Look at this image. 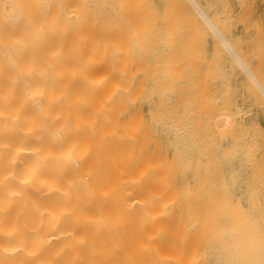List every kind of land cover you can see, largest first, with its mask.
I'll return each mask as SVG.
<instances>
[{
	"label": "bare ground",
	"instance_id": "bare-ground-1",
	"mask_svg": "<svg viewBox=\"0 0 264 264\" xmlns=\"http://www.w3.org/2000/svg\"><path fill=\"white\" fill-rule=\"evenodd\" d=\"M199 2L0 0V264H229L242 251L264 264V166L254 165L253 154L264 130L256 116L225 96L219 108L209 102L198 140L182 138L178 129L193 110L184 107L177 115L174 73L185 63L197 69L204 56L197 65L192 57L193 63L184 58L174 67L171 36L177 30H169L179 27L175 15L194 19L184 14L196 13L251 81L247 91L264 94V73L256 78L257 67H247L241 46L239 54L222 35L230 25L219 30L215 14ZM221 45L213 56L223 53ZM220 68L209 74L222 77ZM201 72L204 79L207 71ZM219 79L222 93L235 91Z\"/></svg>",
	"mask_w": 264,
	"mask_h": 264
},
{
	"label": "rangeland",
	"instance_id": "rangeland-1",
	"mask_svg": "<svg viewBox=\"0 0 264 264\" xmlns=\"http://www.w3.org/2000/svg\"><path fill=\"white\" fill-rule=\"evenodd\" d=\"M202 6L204 5V10L208 13H214L215 14V16H213L212 14H209V15H211V16H213L214 18H213V21L215 20L216 21V18H217V20H219V21H214V23H216V25L218 26V23L220 22V24H219V26L223 23V19H225L226 20V22L224 21V23H225V25H221L220 27L218 26V28H219V30H220V28L222 27V26H224V27H226V28H228L227 26L228 25H230L229 26V28H228V31H227V33H221L224 37H226L228 40L229 39H231V40H229L230 41V43H232V45H234L235 44V46L237 45L238 47L236 48V49H238V50H236L235 49V46H233L234 47V49H235V51L238 53L239 52V54L241 53V51H242V54H243V51H246L245 53V55H247V57L249 56L250 58L251 57H255V55H257L256 53L257 52H260V51H262V50H264V0H197ZM202 1V2H201ZM204 1V2H203ZM224 1V2H223ZM220 13L222 14V13H224V14H222V15H220ZM190 14H191V17H194V19H190V18H188V17H186V19H184L185 18V16H183V18H182V16L180 17L179 15H175V17H174V15H172L173 17H174V19L177 21V24H181V19H183L182 20V24L180 25H178L179 27H172V29H170L169 30V32L171 31V34H173V33H175V31L177 30V33H175V34H173V36H171V41H173V45H174V43H175V38H176V43H175V46H173L172 45V47L174 48V50L172 51L171 50V52H173V56H174V54H175V56L173 57L175 60V64H174V67H175V65H177V66H179L178 64L181 62V60L183 61V59L186 61V58H187V61L189 62V63H195L196 61H195V59L197 60V58H202L203 56H204V58L202 59L203 61L202 62H200L201 63V65L199 64V66H197V69H196V67H194L193 65L194 64H188L187 65V63H185V66H183V67H179V68H182L183 70L182 71H180V74H179V76H178V73L177 72H179V71H175V73H174V75H176V81H177V84H176V92H177V104H176V112H177V115H179V113H180V115H181V117H182V111H183V108L184 107H188V109L187 110H189V108H190V110L192 111L193 110V112H188V111H186V113H185V111H183L184 113H185V115H184V117L186 118V115H187V118L188 117H190V119L188 118V120H184L183 118H182V122L184 121L185 123H187V125H189V126H186L185 124H184V122H183V124H181V120H180V124H181V126L179 125V128L178 129H180V131H181V128H182V131L184 132V129H187L185 132L186 133H184L185 135H187V136H185L184 134H183V132L181 131V133H180V131L178 132V133H180V135L182 136V138H184V137H189L190 138V141H192V137L195 139V141L196 140H198L199 139V137H200V134H202V131L204 130V128L207 126V124L205 125V122L207 121H204L205 119H207L208 118V116L210 117V115H206L207 113L205 112L207 109H209L210 107H213V105L215 104V108L217 107V108H219L221 105H222V103H223V100L225 99V96H226V99L228 98L227 96H231V102L230 103H233V107H235L236 105V107H245V106H247V107H250V109H251V112H250V115L251 116H256L255 118H256V120L258 121V123L261 125V127H262V130H264V112H262V111H264V106H262L261 107V110H260V105L259 104H262V105H264V103H262V102H264V101H262V100H264V99H262V98H264V97H262L261 99L262 100H260V96H259V94L258 93H260V95H261V92L257 89V87H255V85H253L254 86V88H255V91L257 90V91H259V92H256L257 93V96H258V98L259 99H257V98H254L253 97V94L255 95L256 93L254 92V90L252 89V88H249V91H251V90H253V94L251 93V92H249V91H247V89H248V87H252V83H251V81H249V79H247V77H245V75L242 73V71H240V69L238 68V66H236L235 64H234V61L232 60V57L229 55V53L228 52H225L224 51V48L222 47V45L220 44V42H218L217 41V38H212V36H214V34L212 33V32H209V29H208V31H207V33H206V31L205 30H207V26L206 25H204V24H202L203 22H202V20L201 19H199L198 20V16H197V14L196 13H192V12H190V13H185L184 15H188L189 17H190ZM194 14H196L195 16H193ZM163 15V20L165 19V17H168V15H165L164 16V14H161V15H159V18L161 17ZM183 15V14H182ZM219 15L221 16V17H219ZM227 15V16H226ZM171 16V17H172ZM210 16V17H211ZM224 16H225V18H224ZM229 16V17H228ZM178 19H177V18ZM227 17V18H226ZM132 19H134V18H132ZM132 19L130 18V20L132 21ZM162 19V18H161ZM161 19H159L160 21H162ZM180 19V20H179ZM229 21H228V20ZM186 20V21H185ZM189 20H190V23L192 24L193 22H194V27L193 26H190V23H188L189 22ZM196 20V21H195ZM130 21V22H131ZM179 21V22H178ZM184 21V22H183ZM201 22V23H200ZM229 24H228V23ZM186 23V24H185ZM196 24V25H195ZM183 25V26H182ZM227 25V26H226ZM202 26H203V28H202ZM130 27H132V26H130ZM196 27H197V29L199 30H197L196 29ZM183 28H185V30L183 29ZM223 28V27H222ZM224 29L223 28V30H221V31H226L227 29ZM131 29V28H130ZM174 29V30H173ZM181 30L179 33L180 34H183V32H184V36H182V35H180L179 34V36H178V31L179 30ZM194 29H196L195 31L197 32V34H195V31H194ZM203 29V30H202ZM134 30V29H133ZM173 30V31H172ZM184 30V31H183ZM132 30H130L129 31V33L131 34V33H133L132 35H135V34H137V31L135 30V32L133 31V32H131ZM203 31V32H202ZM205 31V32H204ZM192 32H193V34H192ZM209 32V33H208ZM166 33H168V31L166 32ZM190 33V34H189ZM198 33H203V34H201V36L198 34ZM213 35H212V34ZM231 33V34H230ZM189 36H188V35ZM195 34V35H194ZM204 34H206V36L204 35ZM228 34V36H226ZM230 34V35H229ZM210 35V36H209ZM137 36V35H136ZM185 36H187V38L186 39H184V40H186V41H184L183 40V38L185 37ZM196 36V37H195ZM234 37V40L232 41V39L233 38H230V37ZM182 37V38H181ZM190 37V39H188ZM192 37H194L195 39V42L192 40L193 38ZM201 37H203V39L201 38ZM216 37V36H215ZM229 37V38H228ZM237 37V38H236ZM239 37V38H238ZM179 38V39H178ZM196 38H197V40H196ZM207 38V39H206ZM201 39L204 41V45H202L203 44V41H201ZM212 39V40H211ZM260 39V40H259ZM183 40V41H182ZM249 40H252V41H255V43L253 42V43H251L250 44V41ZM257 40H259L261 43H259V47H258V43H256L257 42ZM170 41V42H171ZM180 41H182V42H180ZM189 41V42H188ZM190 41H192L191 43H190ZM200 41L202 42V44L200 43ZM214 41H215V43H217V44H215L214 43ZM246 41L248 42V44L249 45H243V43H246ZM251 41V42H252ZM185 42H186V44H185ZM199 42V43H198ZM211 42H213V43H211ZM234 42H237V43H234ZM242 42V43H241ZM164 42L162 41V46L164 45V44H166V43H164ZM180 43V44H179ZM182 43H184L185 45V47L186 48H184L183 46H180V45H183ZM190 43V46L189 45H187V44H189ZM191 44H194L195 45V47L197 48H195V50H198V51H196V53L198 52L199 54H200V50H203V51H201V53H203L204 55H202V54H200V55H202L201 57L200 56H195V55H197L196 53H193V52H195V51H192L193 50V45L191 46ZM199 44V45H198ZM213 44H215L216 46L218 45V47H219V45H221L220 46V48H219V51H220V49H221V51L223 52H221L222 54L221 55H219V56H213L212 54H220V53H218V51L217 52H215V50H216V46H215V50H213V47H214V45ZM239 44V45H238ZM247 44V43H246ZM254 44H256V46L254 45ZM200 45L202 46V47H200ZM251 45H252V48H253V50H254V47H256L255 48V50H254V52H253V50H252V48H251V50L249 49V47L248 46H250L251 47ZM165 47H163L164 49H167V50H169L168 48H166L167 46L166 45H164ZM177 46H179V47H183L184 49H178L179 47H177ZM239 46H241L240 48H241V51H240V48H239ZM254 46V47H253ZM177 47V48H176ZM199 47L201 48V49H199ZM244 47H246L245 49L246 50H244ZM175 48L177 49V50H175ZM192 48V49H191ZM191 49V50H190ZM257 49V50H256ZM181 50V51H180ZM207 50V51H206ZM218 50V49H217ZM226 50V49H225ZM174 51H175V53H174ZM177 51H178V53L179 52H183L182 53V56H180V53L178 54L177 53ZM190 51L192 52L191 54H194V56L193 55H189L190 54ZM227 51V50H226ZM248 51H249V54H248ZM215 52V53H214ZM225 52V53H224ZM250 52H251V54H250ZM256 52V53H255ZM187 53H188V55H187ZM228 53V54H227ZM255 53V55H253ZM262 55H264V51H262V52H260ZM198 54V55H199ZM238 54V55H239ZM242 54H240V56H242V60L245 62V64L246 65H248L247 67L250 69V68H256L257 70H260L259 72L257 71V70H254V68H253V70H254V75L255 76H258V77H256V78H259V76L260 75H262V73H264V69H262V68H264V67H262V66H264V65H262V64H264V60H262V59H264V56H262V55H260L259 57H258V55L256 56V57H258L259 59H261V61L258 59H256V57L255 58H252L251 60H250V58L248 57V60H249V62H248V60H246L247 59V57L245 56L244 58H243V55ZM179 56V57H181V58H179L178 57V60H177V56ZM222 55H224L223 56V58H222ZM189 56H191V61L190 60H188V58L190 59V57ZM262 56V57H261ZM192 57H195V58H193L194 59V61L192 60ZM213 57H219L218 58V61H214V62H212V60L214 59ZM224 57H226L225 59H224ZM228 57H229V59H228ZM213 58V59H212ZM216 58V59H217ZM221 58L223 59V60H221ZM241 58V57H240ZM209 59H210V61H209ZM230 61L231 63H232V65H233V68H232V65H230L229 64V62H224V61ZM186 61V62H187ZM193 61V62H192ZM204 61H209V62H204ZM221 61H223V63L225 64V65H227V63H228V65L230 66V68H231V70H233L232 72L234 73L237 69H239V70H237L236 71V73H234L233 74V78H232V76H229L228 75V73L229 74H232V72L230 73V72H228L227 71V68L229 67V66H226L225 68H224V64L221 62ZM248 63H247V62ZM258 61H260V63L261 64H257V63H259ZM252 62V63H251ZM178 63V64H177ZM182 63V62H181ZM198 63V62H197ZM214 65H216V64H218L219 63V65H220V63H221V65H222V67L221 66H218V68H220L221 69V72H223L224 74H222V73H220L221 75H222V77L221 76H219V74L217 75V72L216 71H218L219 69L218 68H215L216 69V75H215V77H214V75L213 74H209V73H211V70H212V72H214L213 70H215V69H213L214 67H217V66H214ZM216 63V64H215ZM236 63V62H235ZM196 64V63H195ZM205 64V65H204ZM206 64H209V67H207L208 65H206ZM211 64V65H210ZM256 64H257V66H256ZM197 65V64H196ZM235 65V66H234ZM176 66V67H177ZM189 66V67H188ZM204 66H206V67H204ZM213 66V67H212ZM192 67L193 68H195V71L193 72V70H192ZM179 68H176L177 70L179 69ZM191 70H190V69ZM206 68H208V70L205 69ZM175 69V68H174ZM222 69H224L223 71H222ZM262 69V70H261ZM203 70V71H202ZM207 71V72H205V71ZM210 70V72H208ZM203 72V74L202 75H205L206 74V76H205V78L204 79H202L203 78V76H201L200 75V72ZM220 71V70H219ZM218 71V72H219ZM256 71L258 72V74H256ZM185 72H188V73H190L191 72V76H190V74H188L187 75V73L185 74ZM201 72V73H202ZM204 72H205V74H204ZM228 72V73H227ZM240 72V73H239ZM208 73V74H207ZM237 73H239V74H237ZM200 75L201 77H196L195 75ZM235 74L236 75H238V76H235ZM208 75V76H207ZM210 75H212L214 78H216V80L214 79V78H209V76ZM228 75V76H227ZM239 75H240V77H241V82L243 81L244 83H245V81H246V86H247V88L245 87L244 88V86H245V84L242 82V85L240 84L241 82H239L240 81V77H239ZM243 75V76H242ZM184 76H189V77H187V79L184 77ZM194 76L198 79V80H196L195 78H194ZM218 76V77H217ZM223 76H227V77H223ZM183 77V78H182ZM191 77V78H190ZM219 77L221 78V81H219L220 83L222 82V83H224V80H222V79H224V78H226L225 80H227L228 79V82L230 83L229 85H230V88H229V91H230V89L232 88V90L233 89H235V91L236 92H238V94H240V92H244V94H243V92H242V94H240V95H242L241 97L242 98H244V99H248V101L247 100H240V99H242V98H240V95L239 96H236V92L235 91H233V92H231V94L233 95V97H234V100L235 101H232L233 100V97H232V95L230 94V95H227V93H228V91H225V93H222L221 92V90H224L223 88L222 89H220L221 87L219 86L220 84L219 83H215L216 81L218 82V80H220L219 79ZM229 77H230V79H229ZM236 77V78H235ZM184 78H185V80H184ZM234 78H235V80H234ZM238 78H239V81H238ZM183 79V80H182ZM195 79V80H194ZM206 79V80H205ZM210 79V80H209ZM211 79H213V81L211 80ZM218 79V80H217ZM232 79V80H231ZM260 79V81H261V83H260V81H258L262 86H264V84H262V83H264V81H262V80H264V76H262V77H260L259 78ZM187 80V81H186ZM191 80H192V82H191ZM202 80H204L203 82H202V84L200 85L199 83H201L200 81H202ZM210 82H209V81ZM180 81V82H179ZM194 81V82H193ZM230 81H232V82H230ZM233 81H235V82H237V83H235V82H233ZM188 82H190V84H188ZM206 82V83H205ZM247 82L248 83H251V85H249V84H247ZM186 83L188 84V85H186ZM192 83H194L193 85H191ZM215 83V84H214ZM221 83V86L222 87H225V86H228L227 85V82H225L226 83V85L225 84H222ZM232 83V84H231ZM239 83V84H238ZM182 84V85H181ZM206 85V86H203V85ZM207 84H209V85H207ZM219 84V85H218ZM179 85H181L182 87L180 88L179 87ZM184 85V86H183ZM185 85H186V87H185ZM190 85V86H189ZM203 86V88H204V90H206L207 89V93H206V91H205V93L207 94H204V95H202L201 93H202V90L203 89H200L201 87H199V86ZM214 85V86H213ZM225 85V86H224ZM237 85V86H236ZM244 85V86H243ZM249 85V86H248ZM213 86V87H212ZM231 86H233V87H231ZM241 86H242V89H241ZM187 87H189V88H187ZM194 87L195 88H199L200 89V92H199V90H198V88H197V90H195L194 91ZM206 87V88H205ZM218 87H219V89H218ZM180 88V89H179ZM225 88H227L228 89V87H225ZM244 88V89H243ZM185 89H186V91H185ZM215 89H217L215 92H214V90ZM181 90V92H178V91H180ZM203 90V91H204ZM220 90V91H219ZM231 90V91H232ZM240 90V91H239ZM213 91V92H212ZM185 92H187L186 94H187V96L186 97H190V98H192V99H190V100H192V101H189V99L187 100L184 96L186 95L185 94ZM195 94H194V93ZM209 92H210V97L208 96L209 95ZM212 92V93H211ZM221 92V93H220ZM224 92V91H223ZM227 92V93H226ZM184 93V94H183ZM199 93V94H198ZM219 93H220V95H219ZM230 93V92H229ZM245 93H247V94H245ZM248 93H250L249 95H250V97L248 96V98H245L246 96L245 95H248ZM213 94V95H212ZM217 94V96L219 97V99L217 100L216 98H218L217 96L215 97V95ZM237 94V95H238ZM184 95V96H183ZM192 95V96H191ZM202 95V96H201ZM183 96V97H182ZM211 96L213 97V98H211ZM261 96H264V94H262ZM181 97V98H180ZM200 97H204L203 99H202V101H201V98ZM215 97V98H214ZM224 97V98H223ZM236 97H239V99H237ZM185 98V99H184ZM198 98V99H197ZM222 98H223V100H222ZM253 98V99H252ZM178 99H180V101H182L181 99H184V101H186L187 102V104H186V102H184V101H182L183 103H184V105H187V106H183V103H181V102H179V100ZM199 99H200V101H199ZM207 99V100H206ZM209 99V100H208ZM216 99V100H215ZM241 101V102H239V101ZM257 100V101H256ZM260 100V101H259ZM199 101V102H198ZM214 101H216V102H214ZM199 104V105H197V103ZM200 102H203V103H200ZM204 102H206V103H204ZM211 103V106H209L210 105V103ZM236 102H237V104H236ZM240 103V105H239V103ZM256 102H258V104L256 103ZM180 103V104H179ZM196 103V104H195ZM196 106H195V105ZM203 104H205V106L203 105ZM234 104H236V105H234ZM247 104H249V105H247ZM257 104V105H256ZM192 105H193V107H192ZM201 105H203V107L201 106ZM255 105V106H254ZM258 105H259V107H258ZM198 106V107H197ZM200 106V107H199ZM209 106V108H206V107H208ZM219 106V107H218ZM182 107V108H181ZM252 107V108H251ZM255 107V108H254ZM201 108V109H200ZM180 109H181V111H180ZM185 109V108H184ZM185 109V110H186ZM196 109V110H195ZM197 109H198V111H197ZM200 109V110H199ZM256 111V113H254ZM190 114V113H192V114H188V113ZM201 112V113H200ZM198 113V114H197ZM262 113V114H261ZM207 116V117H205V115ZM256 114V115H255ZM189 115V116H188ZM197 116V117H196ZM181 117H179L180 119H181ZM191 117H192V119H191ZM195 117V118H194ZM198 117H199V119L201 120H199L198 119ZM204 117H205V119H204ZM197 118V119H196ZM195 119V120H194ZM190 120V121H189ZM209 120V119H208ZM186 121H188V122H186ZM192 121H193V123H192ZM204 121V122H203ZM198 122V123H200V124H197V126H198V128H199V130L197 129V134H195L196 133V126H195V124ZM188 123H190V124H193L192 125V127H191V129L189 128L190 127V124H188ZM206 123H208V121L206 122ZM178 124H179V121H178ZM185 125V127H184V129H183V127L182 126H184ZM181 127V128H180ZM188 127V128H187ZM193 128V129H192ZM202 129V130H201ZM190 130H195V131H192V133L193 134H195L194 136H189V134L191 133H189L188 131H190ZM188 132V133H187ZM184 136H183V135ZM192 134V135H193ZM217 137V136H216ZM216 137H215V141L218 143L220 140H219V137H217L218 139H216ZM262 138H264V137H262ZM185 139H188V138H185ZM185 139H183L184 140V142L185 143H188V141L186 142L185 141ZM256 139V140H255ZM254 140H255V153H254V151H253V154L257 157V162L254 164L255 166L257 165V164H259V163H261L260 165H262V166H264V159H262V158H264V157H262V156H264V154H262V152H264V146H262V145H264V140H262L261 138H255ZM259 140L261 141L260 143H259ZM256 142H258V143H256ZM194 144V143H193ZM183 147H185V144L183 143ZM257 145V146H256ZM258 145H260V146H258ZM182 146V145H181ZM194 146V145H193ZM253 146H254V144H253ZM257 147H261V148H257ZM187 149V146L183 149L184 151ZM183 151V154L185 153V154H188V153H186V152H184ZM184 154V160H185V156H186V158H187V155H185ZM262 156H261V155ZM193 155H195L194 153L192 154V156ZM191 156V155H190ZM191 156V157H192ZM260 156V157H259ZM188 157H189V154H188ZM258 157L260 158L259 160H258ZM262 157V158H261ZM187 160V159H186ZM185 160V161H186ZM261 160V161H260ZM254 166V167H255ZM254 167H253V170H255L254 169ZM258 167V166H257ZM256 167V169L257 170H259L258 168ZM260 167V166H259ZM249 168H251V167H249ZM262 168V167H261ZM262 170H264V168H262ZM261 170V171H262ZM249 171H251V169H249ZM260 171V172H261ZM262 173V172H261ZM262 175H264V173H262ZM264 188V185H262V186H260V188ZM238 192H241V190H238L237 191V193ZM242 194H243V192H241ZM240 193V194H241Z\"/></svg>",
	"mask_w": 264,
	"mask_h": 264
},
{
	"label": "clouds",
	"instance_id": "clouds-1",
	"mask_svg": "<svg viewBox=\"0 0 264 264\" xmlns=\"http://www.w3.org/2000/svg\"><path fill=\"white\" fill-rule=\"evenodd\" d=\"M229 264H262L251 253L247 251L237 252L235 259L229 261Z\"/></svg>",
	"mask_w": 264,
	"mask_h": 264
}]
</instances>
